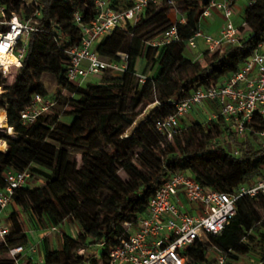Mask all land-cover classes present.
<instances>
[{
	"label": "trees",
	"instance_id": "1",
	"mask_svg": "<svg viewBox=\"0 0 264 264\" xmlns=\"http://www.w3.org/2000/svg\"><path fill=\"white\" fill-rule=\"evenodd\" d=\"M209 1L161 0L146 7L134 24L114 29L108 40L99 38L95 50L101 58L118 61L119 53L128 55L125 70L96 84L68 87L70 97L56 99L54 113L24 125L20 110L34 93L46 96L40 82L44 74L52 75L57 84H70L65 77L66 51L81 37L73 14L77 11L85 22L96 9L94 0H35L30 7L23 0H0L8 14L34 16L41 28L29 34L22 66L0 93V108L13 128V135L0 136L7 145L0 151V189L7 169L29 170L43 180L40 186L26 185L14 192L7 215L10 232L0 241V264H15L8 249L28 243L19 211L30 221L45 216L54 226L66 219L77 222L78 235L62 234L60 250L46 244L42 264H108L110 249L130 233L125 223L134 224L145 214L149 199L172 173L183 172L208 189L226 193L264 175V145L250 141L258 135L249 129V138L241 139L228 131L220 116L209 119L205 129L197 124L181 127L172 139H160L152 127L156 119L174 113V102L195 88L218 84L238 70L264 39V0H253L243 10L244 25L238 27L246 26L247 31L237 44L214 54L204 50L200 61L190 59L185 54L186 39L200 28ZM115 4L111 0L110 5ZM172 8L179 13L175 22L168 17ZM173 24L179 42L147 45ZM141 58L139 74L136 63ZM139 75L145 76L143 82ZM5 80L0 78V86ZM154 102L138 123L136 106L145 108ZM60 113L73 116V121H60ZM252 126L264 129V121ZM216 136L234 142L236 153ZM73 152L81 154L80 164ZM212 248L224 255L225 264L255 250L264 252V193L240 196L235 214L220 233H208L182 248L184 264H207L206 253Z\"/></svg>",
	"mask_w": 264,
	"mask_h": 264
},
{
	"label": "built area",
	"instance_id": "2",
	"mask_svg": "<svg viewBox=\"0 0 264 264\" xmlns=\"http://www.w3.org/2000/svg\"><path fill=\"white\" fill-rule=\"evenodd\" d=\"M23 1L27 7L35 4V0ZM115 1L113 7L110 5L111 0H94L96 14L89 21H82L80 14L74 12V22L80 28L81 37L77 45L66 51L67 81L83 85L86 78L92 75L107 71L123 72L128 55L119 53L118 61L101 58L95 50L98 39L127 23L134 24L146 7L158 5L161 0ZM252 2L253 0H250L249 4ZM211 8L221 10L226 22L217 36L200 28L196 29L186 39L187 47L194 49L201 40L206 50L214 52L221 47L239 42L241 30L230 20L233 4L229 0H210L202 17H208ZM174 9L177 11L176 8H172L171 11ZM34 14H38V11L35 10ZM179 21L185 20L181 17ZM0 27L5 28L4 32H0V78L7 79L12 75V68L22 66L29 34L41 28L38 27V21L34 16L25 19L14 12L8 14L6 6L1 3ZM180 39L173 24L149 43L155 46L179 42ZM9 55L12 59L8 58ZM144 79L145 76L139 75L141 82ZM206 103L216 105L217 114L212 118L220 116L228 131L238 137L243 138L249 129L259 137H264V129H254L252 126L257 120L264 121V39L257 43L238 70L228 75L222 82L209 87H197L190 95L174 102V113L156 119L153 127L164 138L172 139L181 128V119L195 105ZM54 104L55 100L34 93L30 102L20 110L22 124L33 123ZM156 104L157 102H154L148 107ZM6 128L8 134L13 135V128L8 125ZM234 152L236 153V150ZM31 177L29 170L7 169L4 172L5 186L0 189V212L11 206L14 192L25 187L31 181ZM259 191L264 193V179H259L250 186L243 184L234 193H226L208 189L183 172H174L162 181L149 199L145 214L134 224L125 223L130 233L119 245L110 249L108 264H184L186 258L182 254L183 247L204 239L208 233H220L235 214L236 200L242 195L253 196ZM51 229L56 230L57 227L52 225ZM6 233L8 228L0 225L2 239ZM29 248L32 251L35 249L32 245ZM23 252L24 246L16 245L8 249L7 255L15 264H21L20 257ZM213 264H225V257L219 250H216Z\"/></svg>",
	"mask_w": 264,
	"mask_h": 264
},
{
	"label": "rangeland",
	"instance_id": "3",
	"mask_svg": "<svg viewBox=\"0 0 264 264\" xmlns=\"http://www.w3.org/2000/svg\"><path fill=\"white\" fill-rule=\"evenodd\" d=\"M249 1L250 0H235L234 1V3H233V14H232V16L230 18V20L234 23V25H236V26L242 25V23H243V16H242L243 15V10L247 6ZM176 12L178 13V11H176L175 9L172 10V13H176ZM172 13L170 14L171 18L174 17ZM203 19H204V21H206V19H209V21H211L212 23L218 24L220 26L223 25L226 22V19L224 18L223 14H222V11L217 9V8H211V14L208 17H204ZM246 31H247V27L244 26L242 28V30H241V34L243 35V33H245ZM109 36H111V34H108V35H106L104 37L106 38V40H108L110 38ZM147 45H152V44H150L148 42ZM221 48H223V47H221ZM221 48L215 50L214 52L221 51ZM194 50L195 49H193V48H189L187 46L185 47V54L192 60H195ZM143 65H144V59L141 58V59L137 60V63H136V71H137V73L140 74ZM11 73H12V75H9L7 77V79L4 82H2L1 86L12 82V80L14 79V76L16 75V73H18V70L15 69V68H12L11 69ZM119 74L120 73H111V72L107 71V72H104V73L92 75V76H89V77L86 78V81L84 82L83 85L96 84L99 81H101L105 76L119 75ZM148 75L151 76L152 73L149 72ZM40 82L42 84V87L46 91V96L49 99H52V100H55V101L58 98L68 99L70 97V95H71V93L69 92V88L68 87H74L75 86L74 84H76L73 81L72 82L71 81H67V83H70V84H63V85L62 84L61 85L57 84L56 81L54 80L53 76L48 74V73L44 74L40 78ZM0 90L2 92L3 89L0 87ZM150 109L151 108L148 107V106L145 107V108H142L141 104L136 106V108L134 109L133 112L136 115V120L138 121V123L144 121V119L146 118V116L149 113ZM0 110H3V109L0 108ZM55 110H56L55 108H51L46 113L52 114V113L55 112ZM216 114H217L216 105L209 103L207 106L204 107V106H201L200 104L199 105L197 104L190 110L189 113H187L181 119V127L184 128V127H187V126L192 125V124H197L200 128H204L205 129L206 126L208 125V120L209 119H213L212 118L213 115H216ZM5 117L7 119V114H6ZM59 119H60V121L69 124V123H71L73 121L74 117L70 116V115H65L63 113H60V118ZM6 125H7V120H5V126L4 127H0V136L1 135H6V134L8 135V130L6 128ZM156 133L158 134L160 139L165 140V138L160 133H158V132H156ZM105 138H106V141L109 142L108 138L107 137H105ZM244 138L248 139L249 138V133L244 134L243 138H241V139H244ZM216 139L218 141H220V144H222L224 146L227 145L228 146V150H230V151L231 150L232 151L236 150V148L234 146V142H232L231 140L226 142L222 137H218V136H216ZM0 140H2V139H0ZM250 141H252L254 144L264 145V138L259 137V136H255V135L251 136L250 137ZM5 144H6V142H5ZM72 156H73L74 159L77 160L78 164H80L81 154L79 152H73ZM134 162H135V164L138 165V163L136 162V159H134ZM120 175H121V177L123 179H126L123 174H120ZM31 176H32L31 177V181L27 184L30 188H33V187H36V186H40V185L43 184V180L39 176L32 175V174H31ZM259 179H264V175L255 176L250 181V183H248L246 185L247 186L253 185ZM11 207H12V205L9 208H7V209H5V210L0 212V225H4L5 227H7L9 232H10V226H9L10 221L7 220V215H8V212L10 211ZM19 215H20V217H21V219L23 221L24 228L27 231V238H30V239H33V240L36 241L38 239L37 237L40 236L39 235L40 234L39 231H37V230L36 231H33V230L30 231L27 228V225H26L28 223L29 224L32 223L33 226H34V223L32 222V220L29 221V217L25 213L19 211ZM36 220L38 222H40L41 217L39 218L37 216ZM71 223H73V222H71ZM62 226H61V229H65L68 232V234H70L71 236H77L76 229H75L74 226L73 227H70V226H67V225H65L63 227ZM0 241H2L1 237H0ZM54 247H55V245L52 242L51 245H50V248L53 249ZM83 252H84L83 249L78 250V254H80V255L83 254ZM215 255H216V250L215 249L212 248V249H209V251H207V253H206V257L208 259L207 264H213L214 263ZM37 262H38V264H42L41 260H38ZM229 264H264V252L259 251V250L252 251L251 253H249L247 255L240 256L239 259L236 260V261H229Z\"/></svg>",
	"mask_w": 264,
	"mask_h": 264
},
{
	"label": "crops",
	"instance_id": "4",
	"mask_svg": "<svg viewBox=\"0 0 264 264\" xmlns=\"http://www.w3.org/2000/svg\"><path fill=\"white\" fill-rule=\"evenodd\" d=\"M172 13V11L169 12L168 17L172 22H175L178 18H179V14L176 13H172L173 14V18L170 17V14ZM223 14V13H222ZM204 17L201 18L200 20V29L217 36L219 33L220 28L223 25H218V24H214L211 21H209V19H206V21H204L203 19ZM194 54H195V60H201L203 57V52L204 50H206V46L204 44L203 41H198L197 42V47L194 48ZM209 103L207 104H200L201 106H207ZM212 104V103H211ZM5 143V142H4ZM7 147V146H6ZM30 221V220H29ZM34 223V226L32 223H28L27 228L30 231H39V235L37 238V240H33L28 238V243L26 246H24V252L22 253L21 257H20V263L21 264H26L27 262H30V264H38V260L43 261V256H44V252H45V246L46 244L50 247L51 243L53 242L55 247L53 249L56 250H60L62 247V234H68V232L65 229H61V226H70V227H75L76 229V233L78 235L79 233V228L77 223L72 220V219H66L64 222H62L61 224L57 225V229L56 230H52L51 226L52 224L48 221V219L45 216L41 217L40 222H38L36 219H34L32 221ZM73 222V223H71ZM62 226V227H63ZM74 229V230H75ZM26 235H27V231L25 230ZM71 236V235H70ZM72 237H76V236H72ZM34 246V251L30 250V246Z\"/></svg>",
	"mask_w": 264,
	"mask_h": 264
},
{
	"label": "bare ground",
	"instance_id": "5",
	"mask_svg": "<svg viewBox=\"0 0 264 264\" xmlns=\"http://www.w3.org/2000/svg\"><path fill=\"white\" fill-rule=\"evenodd\" d=\"M9 59H12V56L9 55L8 56ZM1 92V90H0ZM5 112L4 110H0V127H4L5 126ZM5 141L0 140V151H4L5 150ZM2 148V149H1Z\"/></svg>",
	"mask_w": 264,
	"mask_h": 264
}]
</instances>
